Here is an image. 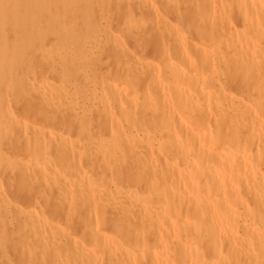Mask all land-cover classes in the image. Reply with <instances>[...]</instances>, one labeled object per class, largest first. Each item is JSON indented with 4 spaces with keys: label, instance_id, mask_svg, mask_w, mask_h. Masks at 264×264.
<instances>
[{
    "label": "bare ground",
    "instance_id": "obj_1",
    "mask_svg": "<svg viewBox=\"0 0 264 264\" xmlns=\"http://www.w3.org/2000/svg\"><path fill=\"white\" fill-rule=\"evenodd\" d=\"M0 264H264V0H0Z\"/></svg>",
    "mask_w": 264,
    "mask_h": 264
},
{
    "label": "rangeland",
    "instance_id": "obj_2",
    "mask_svg": "<svg viewBox=\"0 0 264 264\" xmlns=\"http://www.w3.org/2000/svg\"><path fill=\"white\" fill-rule=\"evenodd\" d=\"M19 200V198H17ZM11 228H14V227H11ZM9 252V255L11 253V257L9 256V259L11 260H15L17 257H16V254H15V251L12 249V247H10V249L8 250Z\"/></svg>",
    "mask_w": 264,
    "mask_h": 264
}]
</instances>
